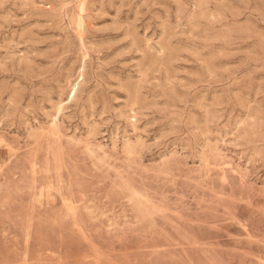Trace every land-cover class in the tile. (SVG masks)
<instances>
[{"label":"rangeland","instance_id":"rangeland-1","mask_svg":"<svg viewBox=\"0 0 264 264\" xmlns=\"http://www.w3.org/2000/svg\"><path fill=\"white\" fill-rule=\"evenodd\" d=\"M0 264H264V0H0Z\"/></svg>","mask_w":264,"mask_h":264}]
</instances>
